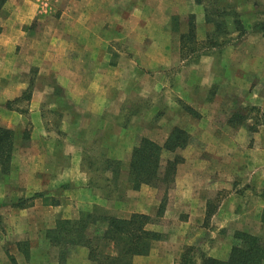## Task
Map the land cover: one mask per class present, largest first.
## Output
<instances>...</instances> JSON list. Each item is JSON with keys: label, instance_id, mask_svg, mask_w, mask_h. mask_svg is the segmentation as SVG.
<instances>
[{"label": "crops", "instance_id": "crops-1", "mask_svg": "<svg viewBox=\"0 0 264 264\" xmlns=\"http://www.w3.org/2000/svg\"><path fill=\"white\" fill-rule=\"evenodd\" d=\"M32 1L8 0L12 13L0 24V124L11 131L9 169L4 172L0 165V214L17 224L15 237L0 236V264H22L24 245L33 250L44 244L58 220L81 218L84 204L114 210L122 219L134 213L153 219L157 211L160 220L155 224L153 219L148 228L166 239L155 241L147 255H135L133 264H186L187 258L195 264L207 258L227 261L239 244L237 232L264 238V118L254 131L250 116L242 123L232 122L236 104L246 106L244 111L255 106L264 112V90L257 85L264 82V35L250 32L237 46L211 52L198 65L186 67L182 34H174L178 22L170 29L169 17L153 23L135 13L126 16L123 2L117 0L114 3L125 10L117 16L104 13L91 19L77 11L72 25L88 26L86 32L72 34L77 59L53 63V56L47 61L49 55L34 48L41 41L31 34L39 10ZM89 1L70 0L69 5L83 9ZM239 1L221 0L218 8L232 11ZM170 3L174 6V0ZM145 5L149 7L148 0ZM206 7V2H196L186 8L195 15L199 30L210 24ZM128 19L134 23L137 47L125 50L127 36L120 26ZM95 25L101 32L90 39ZM149 26H154L152 33ZM116 42L122 47L113 46ZM58 52L67 58L63 50ZM181 63L188 69L183 75L173 71ZM32 70L38 74L36 83L27 81ZM159 77L164 82H158ZM196 88H203V95L192 97ZM211 88L214 95L204 94ZM163 89L172 99L166 109L159 98ZM226 96L237 99L230 108ZM144 97L148 103L143 110L134 109L135 101ZM23 100L29 103L14 105ZM175 128L197 137L200 146L190 142L162 149V168L165 153L173 154L168 159L181 155L183 160L159 200V187L136 186L131 180L133 154L143 139L164 147ZM87 158L94 161L88 165ZM239 182L247 188L241 196L236 195ZM5 202H11L7 211L2 209ZM210 217L215 225L207 229ZM206 231L212 235L202 252L186 256L188 245ZM79 249L88 256L86 247ZM38 261L49 260L44 255Z\"/></svg>", "mask_w": 264, "mask_h": 264}, {"label": "rangeland", "instance_id": "rangeland-1", "mask_svg": "<svg viewBox=\"0 0 264 264\" xmlns=\"http://www.w3.org/2000/svg\"><path fill=\"white\" fill-rule=\"evenodd\" d=\"M8 1V0H7ZM6 1V2H7ZM32 1V0H31ZM34 1V0H33ZM32 1V2H33ZM37 5L39 6L38 10V16L32 23L30 29H31V34L34 35L36 38L38 37L39 41L41 43L36 42V46L34 48L37 51H45L46 55H49V57L46 56L47 61H50V56H53V63L55 62L56 59L59 61L64 60V59H77L76 55L73 53L74 50H76V43H72L71 40L72 34L78 33H84L86 32V26L85 24L81 25H72V19H75L74 17L77 16V11L81 10L82 14H85V16H88V18L91 19H96V18H101L102 15L105 14H111L112 16H117L119 13H125V10H123V7H118L116 5L117 0H103V4H97L99 0H90V5H85L83 9L80 7H70L69 3L70 0H35ZM123 2V6L126 8V16H134L132 13L137 14L142 20H151L153 23H156V21H162V18H170V29H172L173 22H178L179 28L177 32H174V34L179 37V34L187 33L189 31V21L192 18L195 21L196 24V17L195 15H192V13H189L187 9L191 8L194 3H196V0H174V6L173 4L170 3L173 0H148V5L149 7L145 5L146 0H143V3H141V0H121ZM221 0H209V2H206L208 4L209 8V15L211 18L221 20L224 18V21H227V26L219 29L215 33H217V37L219 40H222L223 38H234L237 36V33L232 32V30H235L236 25L234 24V20L236 19V16H224V17H219L216 15V12L218 9V6H220ZM227 2H230V0H227ZM35 3V2H33ZM239 8L238 9H233L231 12H234L237 15V18L242 22L247 28L251 26V24L257 22V21H262L264 20V0H242V3L239 1L238 3ZM89 7L87 10L86 8ZM94 7V8H91ZM104 8V9H103ZM88 11V12H87ZM165 12V16H162V13ZM174 12V13H173ZM176 12L178 14H176ZM12 13V9L10 5L4 4L1 12H0V24L1 22H4L6 18L10 16ZM233 14V13H232ZM84 16V17H85ZM194 16V17H191ZM164 18V19H165ZM84 22V20H82ZM91 26V25H90ZM131 26V27H130ZM169 26V25H168ZM1 27V25H0ZM78 28V30H77ZM111 28H113L111 26ZM148 32L152 33L154 31V26L153 27H147ZM94 31L88 35V38H92L91 34H95L101 32V30L97 32V25L93 27ZM125 30L127 39H126V44H123V47L125 50L127 48L134 49L137 47V43L134 42V23L128 19L127 20V25L120 26V31ZM185 30V31H184ZM113 31V30H112ZM173 31V30H172ZM214 26L213 23L209 25H205L204 29L199 30L196 25V39L190 42L185 43V47L182 49V41L180 40V46H181V52L184 54V56H187L184 59V65L186 67H191L193 65H198L200 59L204 57V53L207 52L205 41L206 39L200 38L201 35H207L208 32H214ZM56 33L57 37L56 39L54 38V34ZM40 35L43 36L40 38ZM40 44V46H39ZM122 44L120 46V42L114 43L113 46L116 47H122ZM237 45H229L227 47H234ZM65 48V50L63 49ZM63 50L65 54L67 55V58H63L58 51ZM212 52H218L216 49H212ZM200 55V59L197 60V56ZM197 60V61H196ZM181 66H183V63L181 65H176V68L173 69V71L177 72H182L180 73L183 75V73L188 72V69L186 67L183 69ZM192 70V69H189ZM37 71L32 70V75L29 74L27 77L28 82L34 81L35 83L37 82L38 79V74H36ZM35 76V77H33ZM158 82H164V80L159 77ZM259 84V90L262 91L264 90V82L259 81L257 85ZM221 85V84H220ZM224 87V86H223ZM220 88V86L218 87ZM203 88H196L195 91L192 93L193 96H198L199 94L202 93ZM33 91V90H32ZM215 89H204V94H209V95H214ZM225 90H223V93ZM203 95V93H202ZM226 95V94H224ZM146 97L143 99H138L135 101L134 104V109L143 110L144 105L148 103V100L145 102ZM159 98L161 102V106L166 109L167 106V101L172 100L168 99L166 96V91L163 89L161 92L159 91ZM236 98V97H235ZM225 105L230 108L232 106V103L236 101L237 99H233L230 96L225 97ZM28 101H19L14 105H20V106H26ZM236 103V102H235ZM25 104V105H24ZM133 107V105L131 104ZM2 106L0 105V108ZM160 107V106H159ZM161 108V107H160ZM246 106H240L237 108V104L234 106V109H232V112L237 110L236 114V120L238 123L244 122L246 120L247 116H250L253 118V122L255 124L252 126V131L257 128V124L260 123L262 118H264V112L261 109V107H255V106H248L247 109L244 111ZM176 111V110H174ZM27 139V138H26ZM190 145L192 147H198L200 146V141L198 140L197 137L192 136ZM226 143V140L224 141ZM92 153V152H91ZM96 153H93L95 155ZM192 155V154H191ZM173 157V154H168L165 153L163 156V163L165 164L168 158ZM246 157L245 155H242L240 158ZM94 161L93 158H87V164L89 165L90 162ZM89 171V170H88ZM92 171V170H90ZM212 175L214 170L209 169L208 170ZM237 182V181H236ZM239 185H236L237 191L236 195L241 196L245 192H247L246 188V183L239 182ZM64 194V193H63ZM164 195V187H159L158 188V199L160 200ZM228 193L222 192V196L224 198L228 197ZM223 198V199H224ZM163 199V198H162ZM214 199V201H213ZM26 203V202H24ZM215 198L212 197V207L215 205ZM10 204L6 203L2 206V209L4 211H7L8 208H10ZM84 211H91L93 213L96 212L98 216H103L105 214H111V215H116V212L114 210H107L104 207L100 206H92V205H83ZM83 211V212H84ZM153 219L155 224L160 220L159 217H157V211L154 213ZM17 224H13V220L9 221V218H7L6 215L0 214V236H6L8 237L9 235L12 237H15L17 233H15V229ZM154 225V223H153ZM206 228H210L211 226L214 227V218L210 217L208 220L205 222ZM107 223L104 220H100L98 223H96L94 226H92L89 230V233L92 235L96 232H101L104 228H106ZM214 228H211V231ZM17 230V229H16ZM211 233L210 231H206V233L202 237H195L196 239H193L192 243L188 245L189 247L186 249L187 250V255L186 256H196V253L202 252V248L204 245V241L210 240L211 238ZM165 240L166 235L163 236ZM7 244L10 245L12 242H10V239H7ZM45 246V247H44ZM44 247V248H43ZM82 246L78 247H72L69 250V253L67 254V260L63 263L60 264H90L89 258L82 250L79 248ZM9 249L8 251H10ZM24 253H25V260L20 261L22 264H40L38 260L40 258H44V255L46 258H48L47 264H57L59 263V257H60V249L56 247H52L46 237V240L43 243H39L35 249L31 250L28 245H24ZM14 251V250H13ZM193 251H195V254H193ZM16 252V250L14 251ZM13 256V255H10ZM15 256V255H14ZM32 257V260H29ZM74 257V258H73ZM70 258H73L72 260L69 261ZM88 258V259H87ZM43 261V259H42ZM39 262V263H38ZM45 263V262H43ZM12 264V263H10ZM14 264V263H13ZM17 264V263H15ZM42 264V263H41ZM94 264V263H92Z\"/></svg>", "mask_w": 264, "mask_h": 264}, {"label": "trees", "instance_id": "trees-1", "mask_svg": "<svg viewBox=\"0 0 264 264\" xmlns=\"http://www.w3.org/2000/svg\"><path fill=\"white\" fill-rule=\"evenodd\" d=\"M7 0H0V12ZM198 3L209 2V0H196ZM233 13V14H232ZM216 15L219 17L236 16L234 24L237 33L234 38H223L219 40L216 31L227 26L224 18L221 20L211 18L209 8L206 7V20L213 23L214 32L206 35V49L204 55L212 52V49L222 51L229 45H237L250 32H259L264 35V20L246 27L237 18L234 12L218 9ZM194 17V16H191ZM196 39V24L191 18L189 21V31L181 36L182 49L186 42ZM182 53V59H185ZM200 59V55L197 56ZM196 60V61H197ZM238 113V112H236ZM234 114L232 122L238 123ZM191 141V136L184 130L175 128L164 147L157 145L149 139H143L142 144L137 147L133 154L131 167V180L139 186L142 183L151 184L157 187H169L174 180L178 163L183 160L181 155H175L168 159L165 167L162 168V149L174 150L184 147ZM11 131L0 124V165L6 172L9 168L11 158ZM166 202L160 206L159 213H163ZM104 220L106 228L101 232L90 234L92 226ZM153 223L151 216L141 213H134L128 219H122L114 215L105 214L98 216L91 211H84L81 218L72 220L63 218L58 220L55 228L47 232V239L52 247L60 249L59 262L67 260V254L72 247H86L88 258L94 264H133L135 255H147L155 241L163 238V235L155 230L149 229L148 225ZM236 238L239 240L227 261H219L207 258L201 264H263L264 263V238L237 232ZM186 264H195L187 258Z\"/></svg>", "mask_w": 264, "mask_h": 264}]
</instances>
